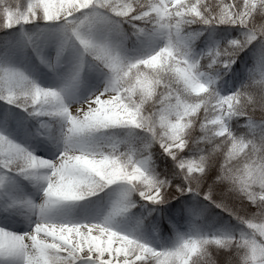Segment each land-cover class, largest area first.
Listing matches in <instances>:
<instances>
[{"label":"snow or ice","instance_id":"snow-or-ice-1","mask_svg":"<svg viewBox=\"0 0 264 264\" xmlns=\"http://www.w3.org/2000/svg\"><path fill=\"white\" fill-rule=\"evenodd\" d=\"M0 264H264V0H0Z\"/></svg>","mask_w":264,"mask_h":264}]
</instances>
